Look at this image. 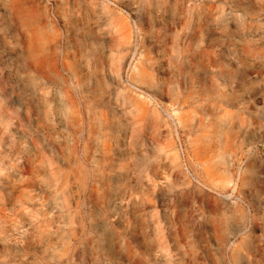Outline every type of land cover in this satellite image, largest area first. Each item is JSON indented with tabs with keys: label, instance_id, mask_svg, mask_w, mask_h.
I'll return each instance as SVG.
<instances>
[{
	"label": "rangeland",
	"instance_id": "rangeland-1",
	"mask_svg": "<svg viewBox=\"0 0 264 264\" xmlns=\"http://www.w3.org/2000/svg\"><path fill=\"white\" fill-rule=\"evenodd\" d=\"M146 237L264 264V0H0V264Z\"/></svg>",
	"mask_w": 264,
	"mask_h": 264
},
{
	"label": "crops",
	"instance_id": "crops-1",
	"mask_svg": "<svg viewBox=\"0 0 264 264\" xmlns=\"http://www.w3.org/2000/svg\"><path fill=\"white\" fill-rule=\"evenodd\" d=\"M139 244H141L142 246H140ZM153 250H154L153 238L146 237L145 243L138 242L136 246H132V250L129 254L130 257L132 258L130 259V262H126L123 264H150L149 257L152 256ZM119 255L124 256V255H128V253L121 252ZM136 257H139V259H136Z\"/></svg>",
	"mask_w": 264,
	"mask_h": 264
},
{
	"label": "bare ground",
	"instance_id": "bare-ground-1",
	"mask_svg": "<svg viewBox=\"0 0 264 264\" xmlns=\"http://www.w3.org/2000/svg\"><path fill=\"white\" fill-rule=\"evenodd\" d=\"M257 64V63H256ZM256 66V65H255ZM230 73H232L233 71L231 69H229ZM232 100V98H228V101Z\"/></svg>",
	"mask_w": 264,
	"mask_h": 264
}]
</instances>
